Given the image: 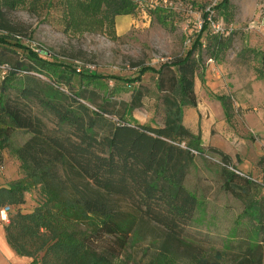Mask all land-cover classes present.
<instances>
[{
	"label": "trees",
	"instance_id": "obj_1",
	"mask_svg": "<svg viewBox=\"0 0 264 264\" xmlns=\"http://www.w3.org/2000/svg\"><path fill=\"white\" fill-rule=\"evenodd\" d=\"M54 7L61 10L63 33L73 36L114 34L116 17L136 12L134 0H0V45L25 50L31 62L7 66L0 81V166L7 150L18 161L20 172L0 186V208H12L5 225L9 246L30 258L27 264H264V183L239 170L231 156L217 147L208 146L206 151L218 157L222 187L243 203L234 234L221 249L184 238L199 202L182 180L192 151L205 153L200 136L182 124L184 110L197 106L194 85L197 73L204 71V57L222 61L232 47V32L211 30L206 10L187 50L158 68L134 64L137 75L125 82L139 86L124 112L143 105L148 90L140 82L150 73L162 94L158 99L162 124H131L123 118L115 124L104 116L109 114L106 109L92 110L83 102H92L85 95L86 85L99 83L103 76L20 43L21 34L9 13L25 8L39 14ZM209 10L214 20L222 15L229 21L234 6L221 0ZM238 56L264 82V49L244 45ZM23 71L36 76H17ZM74 81L79 88H74ZM214 98L225 119L233 121L231 98L223 94ZM42 114L50 115L57 128H49ZM99 126L105 130L99 132ZM16 130L29 134L19 145L12 141ZM183 142L185 148L180 146ZM263 163L264 155L257 166ZM33 190L38 192V203L22 212L25 196ZM121 200L131 209L122 208ZM139 218L154 222L163 233L147 238L136 222ZM137 243L145 244L138 261L127 252Z\"/></svg>",
	"mask_w": 264,
	"mask_h": 264
},
{
	"label": "rangeland",
	"instance_id": "obj_2",
	"mask_svg": "<svg viewBox=\"0 0 264 264\" xmlns=\"http://www.w3.org/2000/svg\"><path fill=\"white\" fill-rule=\"evenodd\" d=\"M138 1L141 5L131 17L117 16L120 28L117 31L115 24L114 34L108 31L81 36L65 34L60 23L61 10L55 7L43 9L39 14L19 8L10 12L9 17L21 34L20 43L27 48L48 50L59 62L103 76L99 83L86 85L85 95L92 97V102H83L92 110H97L99 106L106 109L109 114L104 116L115 124L123 118L131 124L138 122L157 127L162 124L163 109L158 101L162 94L154 86L156 76L150 73L142 76L140 86L148 90L147 97L141 107L124 112L132 91L139 86L138 83L128 85L126 79L137 75L138 69L134 64L158 68L161 63L187 50L194 34L200 29L203 12L221 0H167L166 4L157 1V5L151 0ZM229 1L234 6L229 21L222 15H216V21L221 28L232 32V47L222 61L214 62L204 57V71L202 75L198 72L195 78L197 106L186 108L182 119L185 127L200 136L201 147L205 151L203 154L192 151L182 180L184 188L199 202L185 227L184 238L191 244H202L209 249H221L231 241L235 220L243 209V203L223 189L224 179L218 157L206 148L219 138L222 148L225 145L231 150L234 165L264 183V163L258 167L260 157L255 154L262 139L257 130L264 126V82L257 79L251 66L238 56L244 45L264 49V0ZM25 54V50L12 44L9 47L0 45V61L4 64L0 66V81L8 73L7 66L17 62H22L24 66L31 64ZM74 56L77 59L72 60ZM25 74L36 76L28 71L17 76ZM259 82H262V87L255 89L254 85ZM74 86L77 89L80 83L74 81ZM222 94L231 98L234 107L235 115L231 122L218 115L214 106L219 102L214 95ZM40 116L49 128H57L50 115ZM2 120L0 109V122ZM104 130L99 126V132ZM28 137V133L16 130L12 141L19 145ZM180 146L185 148L184 142ZM2 154L0 184L20 175L17 160L7 150ZM38 200V192L31 191L25 196L22 210L31 211ZM120 204L124 209H131L126 201L121 200ZM136 222L147 238H156L163 233L154 222L140 218ZM142 246L145 244L137 243L127 252L133 254L136 261L141 260Z\"/></svg>",
	"mask_w": 264,
	"mask_h": 264
},
{
	"label": "crops",
	"instance_id": "obj_3",
	"mask_svg": "<svg viewBox=\"0 0 264 264\" xmlns=\"http://www.w3.org/2000/svg\"><path fill=\"white\" fill-rule=\"evenodd\" d=\"M126 16H128V17L125 19H128L132 15L130 14V15H126ZM116 20H117V17H116ZM119 26L120 25H118L116 22L117 31H119V28H120ZM121 28H122V26H121ZM262 85H263L262 82H259V84L254 85V88L259 89L262 87ZM214 106L216 108V112L218 113V115L221 114L222 116H224L223 108H222L220 102H216V105H214ZM184 116H185V114L183 115V119H184ZM257 133L260 135V137H262L264 134V126H261L259 128V130H257ZM219 140H220L219 138H217V140H214L213 143L211 144V146L217 147L220 150H222L223 152L232 156L231 150H229L227 147H225V145L222 148V143ZM255 154L257 155L256 157H260V156L264 155V140L263 139L260 140V144L257 146V150H256ZM16 163H18V162L16 161ZM243 167H245V166L243 165ZM17 177H19V175L13 176L12 180L16 179ZM5 184L6 183L0 184V186L5 185ZM22 207L23 206L20 207L21 211L27 212V211L22 210ZM5 225L6 224L1 222V220H0V264H27L30 261V258L17 255L15 253V251L7 243L6 234H5Z\"/></svg>",
	"mask_w": 264,
	"mask_h": 264
},
{
	"label": "built area",
	"instance_id": "obj_4",
	"mask_svg": "<svg viewBox=\"0 0 264 264\" xmlns=\"http://www.w3.org/2000/svg\"><path fill=\"white\" fill-rule=\"evenodd\" d=\"M157 1H159L162 4L167 3V0H151V2L154 3L155 5H157L156 4ZM134 2L136 4V10H137L140 7L141 2H139L138 0H134ZM155 5L151 4L150 6L155 8ZM209 9H208L209 13L207 16V22H208L209 27L211 28V30H214V31L221 30L220 23L213 19V17H212L213 11L209 10ZM11 210H12V208L10 206H4V207L0 208V220H1V222L5 223V224H7L9 222V215H10Z\"/></svg>",
	"mask_w": 264,
	"mask_h": 264
}]
</instances>
